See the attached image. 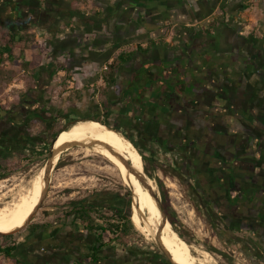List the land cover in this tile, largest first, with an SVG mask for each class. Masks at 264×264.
<instances>
[{"label": "crops", "instance_id": "1", "mask_svg": "<svg viewBox=\"0 0 264 264\" xmlns=\"http://www.w3.org/2000/svg\"><path fill=\"white\" fill-rule=\"evenodd\" d=\"M10 2L7 20L16 40L38 32V50L23 55L32 61L26 85L40 82L43 98L53 104L71 100L73 112L129 126L144 153L155 146L151 120L167 132L180 114L193 122L219 116L222 82L249 72L251 60L264 52V0ZM25 16L34 18L30 26ZM120 52L130 58L111 79L106 68Z\"/></svg>", "mask_w": 264, "mask_h": 264}, {"label": "flooded vegetation", "instance_id": "2", "mask_svg": "<svg viewBox=\"0 0 264 264\" xmlns=\"http://www.w3.org/2000/svg\"><path fill=\"white\" fill-rule=\"evenodd\" d=\"M4 3L0 36L4 33L9 39L13 27L7 19L13 7L10 0ZM25 17L28 25L34 19ZM248 70L222 82L224 112L219 116L193 122L188 115L180 114L177 126L167 132L151 120L148 134L155 146L147 153L141 151V137L133 129L109 123L136 147L148 170L154 165L158 172H167L184 185L206 223L204 241L197 240L196 244L214 253L223 264H240L234 254L237 250L245 256V264H264V52L257 53ZM21 87L15 98H0V178L21 166L14 161L17 156L27 157L28 164L35 156L46 154V158L53 137L76 118L71 117L72 108L65 109L61 103L55 107L51 100H45L40 82ZM232 102L234 107L230 106ZM84 116L93 115L80 117ZM57 122L59 128L50 133ZM27 168L28 172L32 170ZM50 186L26 224L0 234L16 235L11 255L6 256L13 264H172L154 244L139 249L119 242L112 234L107 242H97L78 217L82 205L91 219L99 208L113 207L116 198L99 196L97 190H89L82 197L77 195L80 190L64 185V209L57 206L45 210L43 217L36 219Z\"/></svg>", "mask_w": 264, "mask_h": 264}, {"label": "rangeland", "instance_id": "3", "mask_svg": "<svg viewBox=\"0 0 264 264\" xmlns=\"http://www.w3.org/2000/svg\"><path fill=\"white\" fill-rule=\"evenodd\" d=\"M37 33L38 32L25 33L22 39L14 40L11 44L13 55L11 57L7 55L2 57V66L0 67V92L3 94L0 98H5L6 96L15 98L18 90L22 89L21 86L32 83L30 81L32 79V69L29 66V63H32V61H29V63L28 61H24L23 55H28V52L31 51L36 52L34 51V47L38 50L39 47L34 41V35ZM5 39L6 37H4L3 33L0 36V43L5 41ZM62 102H64L61 104L63 108L68 109L72 107L71 100H63ZM58 104L59 103L56 102L54 106L56 107ZM80 116L81 114L78 112H74V114L71 115V117L76 118ZM59 126L60 123H55L53 129L49 130V132L51 133L57 130ZM89 149L90 150H86L84 147H76L61 153L56 167L52 169L50 174L49 184H51V186L48 188L49 196L45 198L42 204L43 208L35 216L36 219L42 218L45 210H53L56 209L57 206H59L61 210L64 209L62 207L65 205L66 200L63 194L64 185L71 186L72 190H80L77 195L82 197L89 194V190L93 192L97 190L99 196L115 197V201L121 200L122 197L128 199L127 190H129L131 216L132 192L129 186L121 180L116 165L91 148ZM45 155L46 154L35 156L31 160V164H28L30 161L26 162L27 157L19 158V156H17L14 161L17 165L19 164L21 166L12 169L11 173L0 178V200L8 201L17 196L23 188H26L32 176L39 168H42ZM58 162H63L64 164H60L59 166ZM142 163L145 174L153 179L155 186L154 191L160 198V202L162 196L159 186L161 185L166 191L168 204L174 210L180 221V223L176 225L180 236L182 235V238L186 242L206 250L218 263L223 264L214 253L196 244L197 240L201 242L204 241V234H207L206 223L203 220L201 210L188 198L184 185L180 184L177 178L167 172L161 174L154 165L148 170L143 158ZM27 167H31L32 170L28 172ZM145 170H147V172ZM93 219L96 225L116 222L115 216L112 215L111 208H99ZM15 236L13 234L12 236L0 238V245L12 243L15 241ZM118 241L131 244V246L139 249L144 246L153 245V242L145 239L143 235L134 228L133 224L127 234ZM234 254L239 258L240 264L246 263L245 256L239 253L238 250L235 251ZM0 264L13 263L8 257L0 253Z\"/></svg>", "mask_w": 264, "mask_h": 264}, {"label": "bare ground", "instance_id": "4", "mask_svg": "<svg viewBox=\"0 0 264 264\" xmlns=\"http://www.w3.org/2000/svg\"><path fill=\"white\" fill-rule=\"evenodd\" d=\"M84 136L94 138L117 150L136 169L141 171L143 167L142 157L137 149L122 135L116 133L113 129L98 120L91 118L79 119L70 123L57 134L54 143L58 147ZM84 148L90 150L88 147ZM92 150L110 162H113L119 171L121 180L131 189L132 202L130 220L134 228L145 239L153 241L159 232V240L175 264H220L206 250L186 242L173 229L168 220L165 221L161 230H159L161 220L160 211L147 189L142 186L133 174L128 173L124 164L114 154L96 148ZM146 179L150 183L152 190H154L153 179L148 175H146ZM41 189L42 168H39L29 180L28 186L23 188L17 196L8 201L0 200V231L13 229L27 218L35 206V199Z\"/></svg>", "mask_w": 264, "mask_h": 264}, {"label": "trees", "instance_id": "5", "mask_svg": "<svg viewBox=\"0 0 264 264\" xmlns=\"http://www.w3.org/2000/svg\"><path fill=\"white\" fill-rule=\"evenodd\" d=\"M16 40V38L12 35L9 39H5V41L1 42L3 46L0 48V60H2V55L4 53L11 56L12 52V42ZM130 58L129 52H120L118 53L113 60L107 65V72L112 79V75L115 72L118 65H121L126 60ZM94 119L102 120L103 123L110 126L109 123L101 119L97 116H89ZM111 127V126H110ZM147 172V170H145ZM160 193H161V207L166 213L167 219L172 225V227L177 231L176 225L180 223L176 213L174 210L169 206L167 201V194L164 188L160 185ZM127 196L128 199H125L124 197L121 198V200H116L113 207H111L112 215L115 216L116 222L106 223V224H99L96 225L91 219L90 215L86 213V207L82 205L81 208L78 210V217L81 219V223L84 228L89 229L92 231L96 236V241L99 243L107 242V240H110V235L112 234L114 239L119 240L121 237H124L128 230L131 228V220H130V199H129V190H127ZM179 234V233H178ZM180 235V234H179ZM5 236L0 235V238H3ZM182 237V235H181ZM14 245L12 243H8L6 245H0V253H2L5 256L11 255V250L13 249Z\"/></svg>", "mask_w": 264, "mask_h": 264}, {"label": "water", "instance_id": "6", "mask_svg": "<svg viewBox=\"0 0 264 264\" xmlns=\"http://www.w3.org/2000/svg\"><path fill=\"white\" fill-rule=\"evenodd\" d=\"M89 118H91V117L74 118V119L68 121L61 130L65 129L70 123H72V122H74L76 120L89 119ZM91 119H94V118H91ZM94 120H98V119H94ZM98 121H100V120H98ZM100 122H102V121H100ZM103 124H105V123H103ZM110 128H112V127H110ZM112 129L120 132L119 130H117L115 128H112ZM58 133H56V135L53 137V139L51 140V142L49 144L48 155L45 158L43 166H42V189H41V194H40L38 202L36 203V205L33 208V210L30 212V214L27 216V218L19 226L15 227V228H13L11 230L5 231V232H0V234L11 233V232L19 229L20 227H22L24 224H26L30 220V218L32 217L34 212L37 210L39 204L43 200V197L45 195L46 189H47L48 184H49L50 174H51L52 168H53L54 164L59 159V158H56V157H59V154L63 153L64 151H66V150H68L70 148H76V147H88V148H91V149L96 148V149L104 150V151L111 152L112 154H114L124 164V166L126 167L128 173L129 174H133L139 180V182L142 184V186H144L147 189V191L150 194V196L154 199V201H155V203H156V205H157V207H158V209L160 211L161 220H160L159 230H161V228L164 225L165 221L168 220V219H167L166 213L164 212V210L161 207L160 198L158 197L157 193L154 190H152L150 183L146 179V174H145V172L143 170V167H142L141 171H139L138 169H136L130 163L129 160H127L117 150L107 146L106 144H104V143H102V142H100V141H98V140H96L94 138L87 137V136L76 138V139H74L72 141L67 142L66 144H63L62 146L55 147V146H53L54 139H55V137L57 136ZM152 242H153L154 245L157 246V248L167 257V259L172 264H175L173 262V260L170 258L169 254L167 253V250L165 249L163 244L160 242V240H159V232H158V234H156V236L154 237V240Z\"/></svg>", "mask_w": 264, "mask_h": 264}]
</instances>
